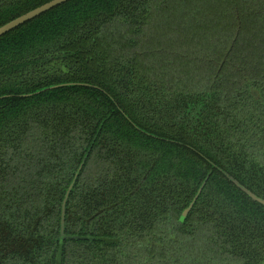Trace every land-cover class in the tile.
Returning a JSON list of instances; mask_svg holds the SVG:
<instances>
[{
	"label": "trees",
	"instance_id": "trees-1",
	"mask_svg": "<svg viewBox=\"0 0 264 264\" xmlns=\"http://www.w3.org/2000/svg\"><path fill=\"white\" fill-rule=\"evenodd\" d=\"M229 176L264 198V0H68L0 36V264H264Z\"/></svg>",
	"mask_w": 264,
	"mask_h": 264
},
{
	"label": "water",
	"instance_id": "water-1",
	"mask_svg": "<svg viewBox=\"0 0 264 264\" xmlns=\"http://www.w3.org/2000/svg\"><path fill=\"white\" fill-rule=\"evenodd\" d=\"M68 0H49L23 14L20 16L6 22L5 24L0 26V36L5 34L6 32L12 30L13 28L23 24L24 22L33 19L34 17L40 15L41 13L50 10L51 8L64 3ZM229 178L235 183L237 187H239L245 194H247L253 201L258 202L259 204L264 206V198L257 195L256 193L252 192L250 189L246 188L242 184H240L237 180L233 179L229 176ZM201 191V188L199 189L198 193ZM197 198V196L194 198V200ZM64 202L63 201V208H62V217H61V229H60V239H59V247L62 248L63 241L65 239V233H64V220H65V208H64ZM193 205V202L189 204V206L183 211L181 218L184 219L186 214L189 212Z\"/></svg>",
	"mask_w": 264,
	"mask_h": 264
}]
</instances>
